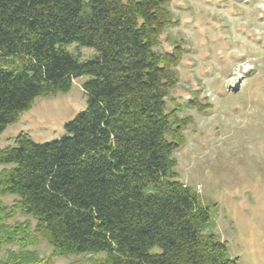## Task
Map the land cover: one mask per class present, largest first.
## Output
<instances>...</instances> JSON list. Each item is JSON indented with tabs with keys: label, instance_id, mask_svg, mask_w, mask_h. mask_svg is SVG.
Listing matches in <instances>:
<instances>
[{
	"label": "trees",
	"instance_id": "1",
	"mask_svg": "<svg viewBox=\"0 0 264 264\" xmlns=\"http://www.w3.org/2000/svg\"><path fill=\"white\" fill-rule=\"evenodd\" d=\"M171 2L0 0V137L37 98L87 77V109L65 136L38 143L21 133L0 148V247H18L0 264L72 255H90V264H237L211 230L210 208L178 180L175 153L194 118L171 96L183 47L157 51L176 23ZM71 45L97 53L83 60ZM186 106L210 107L196 98ZM41 241L49 256L34 248Z\"/></svg>",
	"mask_w": 264,
	"mask_h": 264
},
{
	"label": "rangeland",
	"instance_id": "2",
	"mask_svg": "<svg viewBox=\"0 0 264 264\" xmlns=\"http://www.w3.org/2000/svg\"><path fill=\"white\" fill-rule=\"evenodd\" d=\"M170 9L176 23L163 33L157 51L183 47L180 82L171 96L184 116L194 118L186 144L175 153L178 180L210 208L211 230L231 259L264 264V0H172ZM69 50L83 60L97 53L77 45ZM86 80L76 79L67 94L37 98L0 137V148L14 145L21 133L38 143L65 136L66 124L87 109ZM195 98L209 109L187 107ZM167 105L173 107L169 100ZM3 200L12 204L14 197ZM34 248L42 256L52 251L45 241ZM17 249L0 247V259ZM90 257H60L52 264H90Z\"/></svg>",
	"mask_w": 264,
	"mask_h": 264
}]
</instances>
